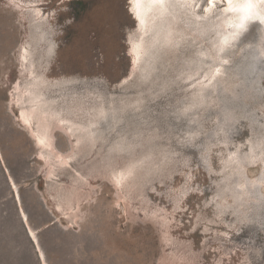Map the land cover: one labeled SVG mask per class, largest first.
Instances as JSON below:
<instances>
[{"label":"rangeland","instance_id":"1","mask_svg":"<svg viewBox=\"0 0 264 264\" xmlns=\"http://www.w3.org/2000/svg\"><path fill=\"white\" fill-rule=\"evenodd\" d=\"M131 8L0 0V264H264V208L255 216L256 197L228 196L226 154L264 129L252 133L236 115L224 137L216 97L206 107L196 93L213 63L188 64L200 48L208 56L207 34L185 20L171 44L149 53L144 43L137 55ZM262 24L226 45L217 77L248 43L264 48ZM258 54L263 93L253 108L264 123ZM35 77L44 82L29 85ZM256 170L243 166L246 176ZM236 180L234 191L250 187Z\"/></svg>","mask_w":264,"mask_h":264},{"label":"bare ground","instance_id":"2","mask_svg":"<svg viewBox=\"0 0 264 264\" xmlns=\"http://www.w3.org/2000/svg\"><path fill=\"white\" fill-rule=\"evenodd\" d=\"M130 5L132 7L131 3ZM220 7L222 10H219ZM231 7L235 10H230L229 0H213V3H210L209 0H142V16L137 18L133 13L137 22L138 35L131 41L132 50L134 45H138L142 48L145 43V46H151L147 51L153 53L156 47L162 42L161 40L166 39L165 41L170 43L174 36H176V34L174 35L176 31L183 28L185 29V20H187L192 26V30L196 31L198 35L207 34V39L210 41L208 46L209 58H205V56H208L205 55L203 48H200L197 51L199 55L194 57L190 56L191 59L188 64L192 65L193 68L196 67L197 69H200L204 64H210L211 66L213 63L212 66L214 67V70H205L201 75V77L205 76L207 79L202 81L201 84L199 83L196 93L201 95V102L205 103V106L209 97H216L217 111L222 117V119L218 120L216 124L217 129L222 131L224 137L228 136L231 130L230 123H233V117L236 115L246 119L248 128L252 133H257V130L264 129V123L262 121L259 122L261 124L263 123L262 126H260L257 122L258 120L255 119L256 113H254V110L256 112V109L253 108V103L257 101L258 97L263 93L260 88L261 74L259 69L260 65L258 64L260 58L258 53H261L264 48L261 47L258 52L254 47L256 45L248 43L242 48L241 55L236 61H229V64L221 69L218 77L214 74V71L219 66L215 64L216 60L229 59L226 53V45H234L240 41L247 35L249 30H251L255 21L261 20L264 28V0H231ZM34 16L35 19L38 20L43 17L42 15H39L37 11L34 13ZM141 18L144 21L143 24L140 23ZM241 24H243L242 27L239 26ZM183 36L184 35L181 37ZM147 37L148 39L146 40ZM167 46H165V48H167ZM160 47L162 49V46ZM139 52L141 51H138V53ZM154 61L155 60H153V62ZM142 62L144 65L143 60ZM145 65L147 68L151 67L150 64ZM252 74L254 75L250 76ZM47 80L51 81L50 83L59 82L58 80H50L48 77L45 81ZM39 82H44V80H42L41 77H38L30 81L29 85L37 86ZM207 83L209 87L206 89L204 88V85ZM79 102H83L81 97ZM88 108L90 109L91 107ZM92 108L97 111L94 116H97L99 112L103 111L102 107H100L95 101ZM256 117L258 116L256 115ZM199 119L200 116H197L196 121L199 122ZM198 124V126H200V123ZM245 140L246 143L244 144H247L248 149L242 151L238 148V145L243 143L242 141L235 144L234 150L227 149V161L229 162L230 168L229 172H227L232 176H230V179L232 178V180H230L231 182L229 181L230 184H233V175L236 174V184L243 185L245 178H247L250 183V187L248 186L250 190H248L249 188L246 185L248 189L243 187L234 191V186L229 184L228 196H230L234 202H238V200L242 199V195L244 197H256V202H252L253 205H250V207L253 208L252 213L256 216L260 213L259 211L264 208V196L261 193L259 194L260 191L258 185V183L264 181V134L260 132V135H258L257 138L246 137ZM218 151L221 156L220 160H222L225 153L223 154V149H219ZM243 164H248V166H254L257 168L255 174L252 176H246L247 174L244 175L243 166L245 165ZM224 188L226 189V187ZM17 201H19L18 194ZM232 210L234 213L238 212L236 207H233ZM23 220H25V218ZM31 235V239L35 243L36 238L34 237L33 232H31Z\"/></svg>","mask_w":264,"mask_h":264},{"label":"snow or ice","instance_id":"3","mask_svg":"<svg viewBox=\"0 0 264 264\" xmlns=\"http://www.w3.org/2000/svg\"><path fill=\"white\" fill-rule=\"evenodd\" d=\"M210 3H213V0H209ZM130 3L132 4V8L130 9V11H132L137 18H140L142 16V0H130ZM229 8L230 10H235L231 7V0H229ZM143 19H140V23L143 24ZM240 27L243 26V24L239 25ZM138 45H134L133 46V52L137 53V55H139L138 53Z\"/></svg>","mask_w":264,"mask_h":264},{"label":"water","instance_id":"4","mask_svg":"<svg viewBox=\"0 0 264 264\" xmlns=\"http://www.w3.org/2000/svg\"><path fill=\"white\" fill-rule=\"evenodd\" d=\"M40 250H41V249H40ZM41 253L43 254L42 250H41ZM43 256H44V254H43Z\"/></svg>","mask_w":264,"mask_h":264}]
</instances>
